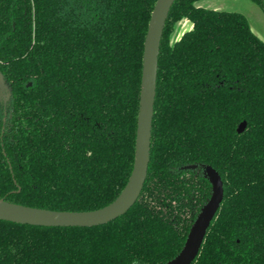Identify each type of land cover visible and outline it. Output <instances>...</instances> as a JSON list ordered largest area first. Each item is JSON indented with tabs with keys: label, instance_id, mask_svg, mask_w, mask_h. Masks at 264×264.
<instances>
[{
	"label": "trees",
	"instance_id": "trees-1",
	"mask_svg": "<svg viewBox=\"0 0 264 264\" xmlns=\"http://www.w3.org/2000/svg\"><path fill=\"white\" fill-rule=\"evenodd\" d=\"M156 1L0 0V71L12 87L6 108L0 100V198L57 211L117 198L135 159ZM199 1L176 0L166 21L136 203L92 227L0 219V264H166L211 196L192 164L224 182L192 264H264V40L243 13ZM183 19L192 27L174 40Z\"/></svg>",
	"mask_w": 264,
	"mask_h": 264
},
{
	"label": "water",
	"instance_id": "water-1",
	"mask_svg": "<svg viewBox=\"0 0 264 264\" xmlns=\"http://www.w3.org/2000/svg\"><path fill=\"white\" fill-rule=\"evenodd\" d=\"M176 0H157L151 14L145 39L143 68L138 112L136 151L129 180L115 200L90 211H57L26 206L0 198V219L47 227H92L106 224L125 214L138 200L147 179L151 159V138L154 107L157 94L158 60L160 45L170 10ZM264 3V0H262ZM12 87L0 71V100L7 102ZM246 121L237 131L243 132ZM188 165L186 169H195ZM205 176L212 183V195L202 207L191 226L182 250L166 264H192L199 254L207 231L216 216L224 197V183L219 172L211 165L204 166Z\"/></svg>",
	"mask_w": 264,
	"mask_h": 264
},
{
	"label": "rangeland",
	"instance_id": "rangeland-1",
	"mask_svg": "<svg viewBox=\"0 0 264 264\" xmlns=\"http://www.w3.org/2000/svg\"><path fill=\"white\" fill-rule=\"evenodd\" d=\"M200 6L219 10L237 11L243 13L250 22L253 31L264 40V10L252 0H201ZM192 27V22L183 19L178 23L174 40Z\"/></svg>",
	"mask_w": 264,
	"mask_h": 264
},
{
	"label": "flooded vegetation",
	"instance_id": "flooded-vegetation-1",
	"mask_svg": "<svg viewBox=\"0 0 264 264\" xmlns=\"http://www.w3.org/2000/svg\"><path fill=\"white\" fill-rule=\"evenodd\" d=\"M213 9H214V8H213ZM218 10H219V9H218ZM188 30H189V29H188ZM186 31H187V30H186ZM10 97H11V96H10ZM10 97H9V99H10ZM9 99H8L7 102H5V103L3 102V104L5 105V108H6V105H7L8 101H9ZM5 114H7L6 109H5ZM192 165H196L197 167H196L195 169H190V170H196V169L201 168V169L203 170V174H204V176H205V173H204V166H205V165H201V166H199V165H197V164H192ZM187 166H188V165H187ZM185 167H186V166H185ZM185 167H184V168H185ZM185 169H186V168H185ZM205 177H206V176H205ZM206 178L208 179V177H206ZM208 181L210 182L209 179H208ZM223 183H224V182H223ZM210 184H211V195H212V183L210 182ZM210 197H211V196H210ZM209 199H210V198H209ZM207 202H208V201H207ZM207 202H206V203H207ZM206 203H205V204H206ZM205 204H204V205H205ZM204 205H203V206H204ZM203 206H202V207H203ZM201 209H202V208H201ZM201 209H200V211H201ZM200 211H199V212H200ZM198 214H199V213H198ZM196 218H197V217H196Z\"/></svg>",
	"mask_w": 264,
	"mask_h": 264
}]
</instances>
